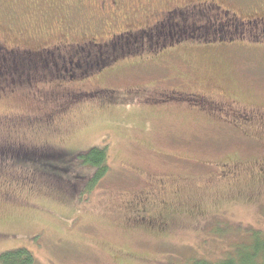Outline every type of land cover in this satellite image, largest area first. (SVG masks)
Segmentation results:
<instances>
[{
	"label": "rangeland",
	"instance_id": "obj_1",
	"mask_svg": "<svg viewBox=\"0 0 264 264\" xmlns=\"http://www.w3.org/2000/svg\"><path fill=\"white\" fill-rule=\"evenodd\" d=\"M18 27L0 16L1 42H29L18 37ZM253 37L232 48L230 59L193 45L179 48L173 55L178 61L166 57L123 69L107 88L123 98L135 90L155 96L168 87L157 78L190 64L200 78L191 86L199 85L208 99L263 109L264 41ZM42 93L44 104L27 90L15 93L0 101V115L47 113L61 97L47 87ZM68 117L58 136L26 132L34 145L52 147H0V254L21 248L35 264L217 262L247 243L253 230L263 231V125L234 130L203 113L155 108L139 99L113 108H73ZM104 146L110 171L90 194L73 193L72 175L50 168L72 153ZM220 170H227L224 176ZM141 211L158 225L137 224Z\"/></svg>",
	"mask_w": 264,
	"mask_h": 264
},
{
	"label": "flooded vegetation",
	"instance_id": "obj_2",
	"mask_svg": "<svg viewBox=\"0 0 264 264\" xmlns=\"http://www.w3.org/2000/svg\"><path fill=\"white\" fill-rule=\"evenodd\" d=\"M0 6V16L19 26L18 37L29 41L9 47L0 40V101L27 90L42 103L46 87L52 97L57 93L61 97L52 101V110L35 117L0 115V147L16 142L47 149L53 144L34 145L26 132L55 137L71 109L113 108L124 100L139 99L163 109L184 107L234 130L264 126V108L254 111L240 109L234 102L212 101L196 89L199 85L191 86L200 78L190 64L185 71L157 78L160 84L177 88H163L155 96L135 90L123 98L107 88L123 69L166 57L178 61L180 56L173 55L179 48L193 45L207 54L223 52L222 57L230 59L231 49L245 42L246 36L263 42L264 0H0ZM37 15L41 21L34 24ZM29 23L34 24L31 32L26 29ZM134 60L138 62L120 66ZM226 171L220 170V175ZM136 223L151 229L158 225L143 211Z\"/></svg>",
	"mask_w": 264,
	"mask_h": 264
},
{
	"label": "trees",
	"instance_id": "obj_3",
	"mask_svg": "<svg viewBox=\"0 0 264 264\" xmlns=\"http://www.w3.org/2000/svg\"><path fill=\"white\" fill-rule=\"evenodd\" d=\"M59 161L56 165H61L60 167L50 168L59 172L67 170V173H62L72 175L68 178L74 180L73 193L74 190H82L81 193L90 194L110 171L105 146L93 147L82 153H72ZM0 264H35V262L32 254L20 248L0 254ZM186 264H264V229L253 230L247 243L235 247L228 258L217 262L197 259Z\"/></svg>",
	"mask_w": 264,
	"mask_h": 264
}]
</instances>
